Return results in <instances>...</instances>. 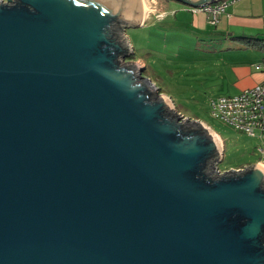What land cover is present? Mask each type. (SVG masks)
Here are the masks:
<instances>
[{
  "label": "water",
  "instance_id": "1",
  "mask_svg": "<svg viewBox=\"0 0 264 264\" xmlns=\"http://www.w3.org/2000/svg\"><path fill=\"white\" fill-rule=\"evenodd\" d=\"M142 12L0 0V264H264V169L123 63Z\"/></svg>",
  "mask_w": 264,
  "mask_h": 264
},
{
  "label": "rangeland",
  "instance_id": "2",
  "mask_svg": "<svg viewBox=\"0 0 264 264\" xmlns=\"http://www.w3.org/2000/svg\"><path fill=\"white\" fill-rule=\"evenodd\" d=\"M145 1L143 24L126 26L125 31L121 29L130 45L123 63L136 62L142 76L150 78L157 91L168 99L170 110L188 119L203 121L218 134L221 158L214 165L220 172L264 160L259 149L264 147V132L251 136L235 129L214 117L210 104L211 99L237 93L244 87L247 74L259 71L255 66L264 64V40L261 43L258 37L228 36L213 27L200 32L185 22L181 24V7L177 8L179 13L148 18L151 5L149 0ZM156 2L157 6L161 2V8L169 7L168 3H181L177 0Z\"/></svg>",
  "mask_w": 264,
  "mask_h": 264
},
{
  "label": "crops",
  "instance_id": "3",
  "mask_svg": "<svg viewBox=\"0 0 264 264\" xmlns=\"http://www.w3.org/2000/svg\"><path fill=\"white\" fill-rule=\"evenodd\" d=\"M154 2L155 4H153ZM156 4V0H149V5H151V8H148L149 10L147 9L150 13L148 18L152 16L164 17L168 13L174 14L177 13V8L181 7L180 11H183V14L181 13L180 17L181 24L185 22L187 25L199 30L200 32L207 31L208 28L213 27L216 32H221L223 34L225 33L228 34V36H230V34L235 36H264V0H234L229 2L218 16V21L213 25H211L212 23L209 22L210 16L208 13L203 11L193 12L191 7L188 5L181 3H168L167 6L169 7L161 8V2H159V6ZM180 11H178V13ZM145 15L146 12H144L143 18H145ZM176 15L177 14H175L174 17ZM143 18L142 20L140 18L138 25L143 24ZM255 67L259 68V71H251L249 74H247V80L245 83H243L244 87H241V90L252 87L264 79V64H257ZM241 90L239 89L237 93H239ZM259 160L260 161L257 164H264L263 159Z\"/></svg>",
  "mask_w": 264,
  "mask_h": 264
},
{
  "label": "built area",
  "instance_id": "4",
  "mask_svg": "<svg viewBox=\"0 0 264 264\" xmlns=\"http://www.w3.org/2000/svg\"><path fill=\"white\" fill-rule=\"evenodd\" d=\"M1 1L7 2L8 0ZM232 1L234 0H218L214 3L191 7V10L208 13L209 22L215 24L225 6ZM210 104L211 114L235 129L251 136H255L257 132H264V79L235 95L211 99ZM206 126L210 131L215 132L208 125ZM259 149L264 154V147Z\"/></svg>",
  "mask_w": 264,
  "mask_h": 264
},
{
  "label": "bare ground",
  "instance_id": "5",
  "mask_svg": "<svg viewBox=\"0 0 264 264\" xmlns=\"http://www.w3.org/2000/svg\"><path fill=\"white\" fill-rule=\"evenodd\" d=\"M144 0H141V3H142V6H143V12H142V15H141V19L143 18V15H144V11H145V2H143ZM173 104V103H172ZM214 134V137L216 138V140L219 142L220 139H219V136L215 133V132H212ZM259 165V164H258ZM260 167H262L264 169V165H259Z\"/></svg>",
  "mask_w": 264,
  "mask_h": 264
},
{
  "label": "trees",
  "instance_id": "6",
  "mask_svg": "<svg viewBox=\"0 0 264 264\" xmlns=\"http://www.w3.org/2000/svg\"><path fill=\"white\" fill-rule=\"evenodd\" d=\"M254 38H256V37H254ZM256 39H260V40H262L261 43H263L264 37H263V38H259V37H258V38H256ZM246 42H248L249 44L252 43L250 40H246Z\"/></svg>",
  "mask_w": 264,
  "mask_h": 264
}]
</instances>
